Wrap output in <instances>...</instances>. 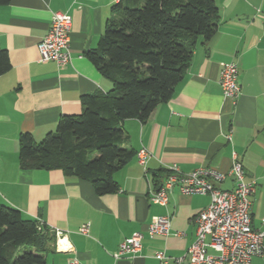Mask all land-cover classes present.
<instances>
[{"label":"crops","instance_id":"obj_1","mask_svg":"<svg viewBox=\"0 0 264 264\" xmlns=\"http://www.w3.org/2000/svg\"><path fill=\"white\" fill-rule=\"evenodd\" d=\"M119 1L10 0L0 6V49L7 51L11 65L0 76V206L63 233L60 244L71 251L58 250L55 236L46 264H159L157 252L184 255L196 239L194 219L210 197L185 195L175 186L168 204L161 206L150 201V193L164 183L172 165L183 174L201 167L229 173L234 154L246 180L256 182L250 214L253 228L264 230V0H215L216 32L211 40L199 39L171 100L146 122L124 121L125 148L134 156L114 174L116 193L99 196L89 181L60 170L20 168L22 133L40 142L56 131L61 117L82 114L84 95L112 90V82L86 53L98 48ZM59 12L73 21L71 61L64 67L42 63L38 50ZM228 62L239 68L241 92L235 102L223 96L219 85L222 64ZM141 148L151 154L146 170L137 162ZM220 187L232 190L233 178ZM165 215L172 219L171 235L150 238L148 226ZM86 225L89 231L82 233ZM136 232L144 233L141 252L116 260L120 244ZM252 263L264 264V259L256 256Z\"/></svg>","mask_w":264,"mask_h":264},{"label":"trees","instance_id":"obj_2","mask_svg":"<svg viewBox=\"0 0 264 264\" xmlns=\"http://www.w3.org/2000/svg\"><path fill=\"white\" fill-rule=\"evenodd\" d=\"M9 2L0 0V6ZM218 21L215 0H120L98 48L86 53L112 90L84 95L82 114L61 117L56 131L40 142L22 133L20 168L60 170L89 181L99 196L116 193L114 174L134 156L125 148L124 121L146 122L171 100L196 44L213 38ZM10 69L8 53L0 49V76ZM54 243L43 222L0 206V264H46L45 253Z\"/></svg>","mask_w":264,"mask_h":264},{"label":"built area","instance_id":"obj_3","mask_svg":"<svg viewBox=\"0 0 264 264\" xmlns=\"http://www.w3.org/2000/svg\"><path fill=\"white\" fill-rule=\"evenodd\" d=\"M72 17L66 13H54L49 31L39 44L40 61L55 62L61 67L71 61L70 35ZM239 68L235 62L222 64L219 85L223 96L235 100L241 92L238 82ZM150 152L141 148L137 154L138 164L146 170ZM233 166L229 173L217 169L201 167L191 173L183 174L178 165L168 168L169 175L164 183L150 193V201L161 206L169 202V195L175 186L185 195L209 196L210 204L194 219L197 225L196 239L184 255L170 257L165 251L155 254L159 264H253V257L264 259V230H256L252 226L250 214L251 197L256 190L255 181H247L238 157L233 155ZM231 176L234 180L232 190H224L220 185ZM171 216L158 217L148 226L150 238H167L171 235ZM88 225L82 227V233H88ZM56 236V248L71 251L66 244L61 245L63 233L51 229ZM180 236L182 234H179ZM144 233L136 232L125 239L114 254L116 260L133 258L142 249ZM70 264H83L78 260Z\"/></svg>","mask_w":264,"mask_h":264}]
</instances>
